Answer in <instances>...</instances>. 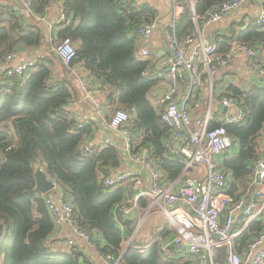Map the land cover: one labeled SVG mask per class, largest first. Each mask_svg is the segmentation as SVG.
Returning a JSON list of instances; mask_svg holds the SVG:
<instances>
[{
	"label": "trees",
	"instance_id": "16d2710c",
	"mask_svg": "<svg viewBox=\"0 0 264 264\" xmlns=\"http://www.w3.org/2000/svg\"><path fill=\"white\" fill-rule=\"evenodd\" d=\"M54 1L31 0L33 15H41ZM136 1L63 0L69 23L61 25L52 42H47L31 14L26 17L0 0V264H91L82 246H67L66 238L56 232L44 195L36 190L37 169L69 200L76 227L92 238L101 236L103 245L97 244L95 249L102 257L120 259L119 264H179L174 258H164V251L172 255L176 250L172 246L163 249V243L174 234L163 217L166 223L158 222L147 240L135 238L125 250L135 219L121 217L115 209L131 198L132 186H103L105 176L121 167L122 153L112 143L89 146V152L81 150L97 126L88 122L79 127L66 112L77 96L74 83L68 79L69 68L51 55L22 76H10L3 68L8 56L22 50L69 40L75 49L70 68L82 65L98 84L111 113L122 110L129 115L127 129L133 136L134 151L148 149L168 181L176 180L184 164L164 152L168 128L161 119L163 107L153 106L148 98L160 80L155 73L156 58L139 55L141 42L136 35L137 29L157 14L145 4L135 7ZM193 1L196 15H201L226 0ZM194 29L192 15L187 12L167 33L181 42ZM213 43L219 58H225L234 43L253 49L264 69V26L241 20L226 34H215ZM57 62L64 68L62 76L56 73ZM185 84H181L183 90ZM224 94L245 112L243 124L224 126L237 153L227 156L223 167L231 180L228 193L246 197L264 145V78L245 89L229 85ZM189 101H195L194 96ZM217 115L215 111L209 129L221 126ZM149 204L146 197L137 202L142 211ZM263 225L264 216L235 240L234 248L239 251L247 246Z\"/></svg>",
	"mask_w": 264,
	"mask_h": 264
},
{
	"label": "built area",
	"instance_id": "2783aa9c",
	"mask_svg": "<svg viewBox=\"0 0 264 264\" xmlns=\"http://www.w3.org/2000/svg\"><path fill=\"white\" fill-rule=\"evenodd\" d=\"M247 3V0H226L213 5L207 12L196 15L193 0H137L134 4L138 7L145 4L156 12L155 19L137 29L138 36L143 46L140 50L141 57H148V45L155 31L160 29H174L183 14L189 12L195 26L194 31L183 41L178 42L168 36L167 55L164 60L162 78L167 83L166 91L155 97L154 105L163 107L162 122L168 128V136L163 141L165 153L178 158L184 164L180 177L163 186L166 176L151 158L148 149H133V136L127 129L129 115L116 110L105 122V126L122 137L118 147L120 151L139 171L132 169L125 171H111L103 179L105 189H115L123 184L130 183L134 190H138L134 198L124 202L115 209L121 217L129 216L133 211H139L137 202L140 198L149 199L146 213L154 209L162 215L173 228L174 234L166 248L172 246L176 252L182 254L178 259L179 264H264V225L248 242L247 246L237 251L234 248L235 240L244 234L248 227L264 216V160L259 158L254 167L251 185L255 187L252 197L231 196L229 192L230 176L220 164V158L229 152L234 144L224 126L228 124H243L245 112L239 107L235 99L223 94L219 104L225 108L226 114L217 120L221 126L209 129L213 120L214 105L210 99L208 106L202 112L204 117L197 118L187 109L189 99L205 91L208 79H211L219 68L229 67L238 55L245 56L248 66L258 79L264 78V69L256 59V52L242 44H232L225 58L216 56L217 46L203 38L201 27L212 25L238 12ZM264 0H260V12L254 16L252 25L264 26ZM24 9H18L22 14H32L31 0H24ZM170 18L165 20V16ZM59 19L69 23L63 5L59 10ZM52 39V38H51ZM54 53L61 63L75 73V68H70L75 58V49L69 40H64L57 45L45 48L25 49L8 56L6 62L15 56L23 58L20 64L8 71L10 76H22L29 72L37 63ZM26 58V59H25ZM185 84L182 95V106L176 101L181 84ZM87 82L81 80V87L88 95ZM200 104L196 101L194 110ZM82 127V123H78ZM107 144L108 140L105 141ZM83 152H89L90 147L84 144ZM196 169L197 175L193 172ZM146 172L150 178V187L146 191L139 190L142 181L139 172ZM258 177V182H256ZM54 184V190L57 189ZM53 191L44 194L43 199L54 225L59 228L69 224L71 237L67 246L75 245V239H80L88 244L103 245L96 242L85 231L76 227L72 206L63 194H54ZM237 218L241 222L239 229L235 230ZM142 218L138 220L139 228ZM225 250L221 256L220 251ZM105 264H119L120 259L111 256L102 257Z\"/></svg>",
	"mask_w": 264,
	"mask_h": 264
},
{
	"label": "crops",
	"instance_id": "0c3cea01",
	"mask_svg": "<svg viewBox=\"0 0 264 264\" xmlns=\"http://www.w3.org/2000/svg\"><path fill=\"white\" fill-rule=\"evenodd\" d=\"M3 1L10 4L15 9H20V10L24 9V6H23L24 0H3ZM62 1L63 0H55L53 3L47 6V8L44 10V12L41 15L35 16L33 15V13L32 14L30 13L31 14L30 19L39 25L40 29L42 30L45 36V40L47 42H52V39H51L52 36L53 35L56 36L61 25L65 24L61 22L59 19V10L62 6ZM247 3L241 8V10H239L236 13H233L229 17L221 20L220 22L216 24L203 25L201 27V33L203 35L202 37L205 38V40L209 42H213V38L215 37V34H226L229 31V28L232 26L233 23L235 24L241 20H244V23L250 24L253 17L257 16L258 13L260 12V0H252V3L249 2V0H247ZM25 16L27 17L28 14H25ZM164 18L165 20H168L170 16L166 15ZM157 32L160 34L159 39L158 40L154 39V35H153L148 45L149 56L156 58L155 59V73L160 79L157 85L154 87V89L152 88V90L148 94V98L150 102L155 107H159V106L154 105L155 97L162 95L166 91V88H167V83L164 80V78H162L161 74L164 71L163 64H164V60L167 55L166 47L168 44V33H167V30H162V29L158 30ZM142 46L143 44H140L139 46V55H140V50ZM51 56L52 57L55 56L54 58L58 59L56 55H54V53H51ZM22 60L23 58L19 56H15L9 61L5 62L3 65V68L11 70L14 67H16L18 64H20ZM57 66L58 67L56 69V73L59 76H62L63 75L62 70L64 68L58 62H57ZM74 70H75V73H72V74L70 73V75H68V79H71L70 82L74 83L77 96L73 101H71L68 104V106L66 107V112L71 117H73L78 123L81 122L82 124H85V123L91 122L97 126V130H95V132L93 133V136L91 137L90 142H87L89 146L91 147L101 146V145L107 144L105 141L108 140L109 143L115 144L116 146L119 147L122 143L121 135L118 132L112 131L105 126V122L110 118V116L113 113H111L110 109L105 106V100L103 99V96L101 95L98 84L94 82L93 78L88 77V74L83 69L82 65L75 66ZM81 80H85L88 84L87 85V88L89 91L88 95L83 91L81 87ZM257 81H258V77H256V74L248 66L245 56L238 55L235 58L234 62L229 67L219 68L218 71L214 74V76L211 79H208L207 85L205 87V91L196 94V96H194L195 101H191L187 105V109H189L191 114L194 115L195 117L203 118L204 115L202 112L205 109L201 112L200 109L202 108V106L204 105V108H206L208 106L210 99H212V102L215 108L213 110L216 111V105L219 104V99H220L219 96L225 93L226 87H228L229 85H235V86L245 89L250 84L254 82L257 83ZM182 92L184 93V90L182 89V86H181L178 92V96L176 97V101L181 106H182ZM196 101L200 104V108L198 110L193 109V103H195ZM218 113L220 114L221 117H223L226 114V113L222 114L220 112ZM236 153H237V147H233L229 152L225 153L220 158L219 160L220 164H222L223 166V160L227 156L231 157L232 155ZM260 153H261L260 158L264 160V145L262 146ZM129 169L139 171L138 166L131 163L126 157V154L124 155L122 153L121 167L115 171H125ZM193 172L195 173V175H197L196 169H194ZM138 177L142 181V184L139 190H142V191L148 190L150 187V178L148 174L146 172L141 171L139 172ZM170 182L172 181H168L167 176H166L165 180H163L162 185L167 186L169 185ZM251 187H252L251 192L246 197L245 196H242V197H245V198L252 197L255 187L253 185H251ZM132 191H133V194L131 198H127V201L132 200L138 190H134L132 188ZM53 193L58 194L57 189L54 190ZM154 210H152V212ZM144 211L145 210L142 211L140 209L139 211H133L135 213V217L132 216L133 212L129 215V216H132L133 219H135V226H134V231H133V233L136 232L135 237L139 229L141 228V225L139 228L136 227L137 222L139 219H141V214ZM240 226H241V222L237 218L236 223H235V230L239 229ZM57 231L59 235H62L64 238H66V240H68V238L71 237L69 224H63L62 226L57 228L56 232ZM93 239L96 242H99V243L102 242V238L100 235H95ZM129 240L124 245L125 250L130 246V245L128 246ZM74 241H75V245L82 246L85 252V255L87 256L91 264H105L106 263L105 260L102 258V256L99 254V252L95 249L96 248L95 246L88 244L80 239H75ZM168 244L169 242L166 244L163 243V246L168 245ZM166 248H163V249H166ZM224 252L225 250H221L220 255L222 256ZM163 254H164L165 259L170 257V258H174L177 261L182 256V254H179L176 251L173 252L172 255L169 253V251H164Z\"/></svg>",
	"mask_w": 264,
	"mask_h": 264
},
{
	"label": "rangeland",
	"instance_id": "374dc122",
	"mask_svg": "<svg viewBox=\"0 0 264 264\" xmlns=\"http://www.w3.org/2000/svg\"><path fill=\"white\" fill-rule=\"evenodd\" d=\"M153 35H154V39H156V40L159 39L160 34L157 31H155ZM153 35H152V37H153ZM154 87H153V89H154ZM193 105H194V103H193ZM204 109L205 108H204V105H203L202 108L200 109L201 112ZM157 210L158 209H155L154 210L155 212L153 211V212H148V213H146L144 211L141 214V218H142V222L140 224L141 228L139 229V231H138V233H137V235L135 237L136 239L140 237V238H142L144 240H147L149 238V236H150V232L155 230V229H157L158 222L166 223L165 220L161 217V215L158 212H156Z\"/></svg>",
	"mask_w": 264,
	"mask_h": 264
},
{
	"label": "water",
	"instance_id": "95a60500",
	"mask_svg": "<svg viewBox=\"0 0 264 264\" xmlns=\"http://www.w3.org/2000/svg\"><path fill=\"white\" fill-rule=\"evenodd\" d=\"M249 2L252 3V0H249ZM216 111L220 112L222 114L226 113V109L222 107L221 104H217L216 105ZM35 180H36V190L37 192H39L41 195L47 194L50 191H53L54 189V184L53 182H51L50 180L47 179V177L45 176V174L43 173L42 170L37 169L35 172ZM256 182H258V177H256ZM132 216L135 217V213H132ZM136 232L133 233V235L131 236L128 246L131 244V242L133 241L134 237H135ZM127 246V247H128Z\"/></svg>",
	"mask_w": 264,
	"mask_h": 264
}]
</instances>
